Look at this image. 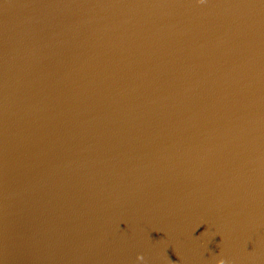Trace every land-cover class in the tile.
I'll return each mask as SVG.
<instances>
[{"label": "water", "instance_id": "obj_1", "mask_svg": "<svg viewBox=\"0 0 264 264\" xmlns=\"http://www.w3.org/2000/svg\"><path fill=\"white\" fill-rule=\"evenodd\" d=\"M220 258L264 264V0H0V264Z\"/></svg>", "mask_w": 264, "mask_h": 264}, {"label": "clouds", "instance_id": "obj_2", "mask_svg": "<svg viewBox=\"0 0 264 264\" xmlns=\"http://www.w3.org/2000/svg\"><path fill=\"white\" fill-rule=\"evenodd\" d=\"M137 259L142 262L144 260V257L141 255V256H138ZM217 264H227V262L225 259L220 258L217 260Z\"/></svg>", "mask_w": 264, "mask_h": 264}]
</instances>
